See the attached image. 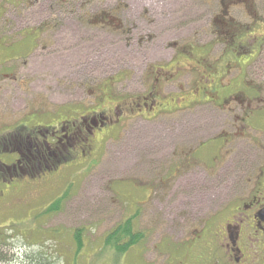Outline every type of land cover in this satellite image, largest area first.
<instances>
[{"label":"rangeland","instance_id":"rangeland-1","mask_svg":"<svg viewBox=\"0 0 264 264\" xmlns=\"http://www.w3.org/2000/svg\"><path fill=\"white\" fill-rule=\"evenodd\" d=\"M176 1L178 7L184 2ZM52 2L0 0V150L4 144L13 149L10 142L27 137L36 128L56 125L66 117V108L84 100L91 90L98 94L103 87L117 95L143 93L142 75L152 65L165 62L163 46L129 48L123 39L98 49L95 58L89 43L92 27L86 23L87 29L80 31L70 19L60 22L64 28L58 35L54 31L46 34L43 41H49L51 47H39L32 60L28 59L32 65L26 66V57L16 60L26 51L21 48L26 47L25 40L22 42L26 32L21 30L31 23L40 25ZM192 14V28L184 34L198 45L214 40L217 25L199 0H193ZM28 17L32 21L27 22ZM84 33L87 44L80 43ZM222 49L217 46L214 54ZM112 76L113 84L108 80ZM261 80L264 86V77ZM185 96L186 103L198 98L193 92ZM210 109L198 107L190 117L178 112L159 124L132 120L123 129L112 131V138L100 141L90 161L68 162L41 176L14 179L18 181L14 185L5 182L11 172L1 165L0 264H173L174 252H183L175 244L193 237L202 227L201 220L222 206L229 193L213 189L204 164L195 165L191 177L177 172V186L162 182L150 192L141 185L153 183L154 174L167 172L178 151L195 154L199 144L218 133L228 134L222 114ZM247 134L264 145L263 132L250 130ZM237 143L239 140L236 147L222 150L223 156L228 153L240 159L251 153L247 144L237 147ZM0 152V163L10 164L12 157ZM202 171L206 172L196 175ZM130 218L133 233L142 238L120 251L107 238ZM126 239L118 244L128 242L129 237Z\"/></svg>","mask_w":264,"mask_h":264},{"label":"flooded vegetation","instance_id":"flooded-vegetation-1","mask_svg":"<svg viewBox=\"0 0 264 264\" xmlns=\"http://www.w3.org/2000/svg\"><path fill=\"white\" fill-rule=\"evenodd\" d=\"M199 1L218 28L213 34L216 40L201 45L184 34L194 22L193 0H184L181 7L176 0H53L55 5L52 2L40 25L31 23L21 30L26 32L22 38L26 47L21 48L27 52L16 60L26 57V66L32 65L28 59L39 47H51L43 41L46 34L58 35L64 28L60 22L70 19L80 31L87 29L86 23L92 27L89 43L95 58L98 49L123 39L129 48L163 46L165 62L152 65L142 75L143 93L117 95L103 87L98 94L91 90L84 100L67 107L66 117L56 125L17 138L10 142L13 149L4 144L0 151L12 160L1 162L0 168L3 165L4 171L11 172L5 182L14 185L18 182L14 179L41 176L68 162L90 161L100 141L112 138V131L132 120L159 124L178 112L190 117L193 109L211 108L222 114L228 134L218 133L195 148L207 153L178 151L167 172L154 174L153 183L141 186L153 192L162 182H175L177 172L191 177L195 165H206L207 172L196 175L206 172L215 191L229 194L222 206L201 220L202 227L193 237L175 244L183 252H174L173 264H264V145L247 134L250 130L264 133V0ZM30 17L27 22L32 21ZM85 36L80 43L87 44ZM217 46L223 48L220 54H214ZM123 77L128 76L124 73ZM108 80L113 84L115 76ZM189 92L198 98L186 103ZM237 140V147L247 144L251 153L238 159L226 152L224 157L222 150L236 147Z\"/></svg>","mask_w":264,"mask_h":264},{"label":"trees","instance_id":"trees-1","mask_svg":"<svg viewBox=\"0 0 264 264\" xmlns=\"http://www.w3.org/2000/svg\"><path fill=\"white\" fill-rule=\"evenodd\" d=\"M131 224H132V219L130 218L125 222V224L118 226L117 229L114 231V233L108 236L107 238L108 243L117 245L120 251L127 250L132 245L137 243L142 238V234L141 235L139 233L134 234L132 231ZM75 236H79L77 242L78 244H81V238L78 231L76 232ZM128 237H129L128 242L125 241L124 244L121 245L118 244V241H121L122 238L126 239Z\"/></svg>","mask_w":264,"mask_h":264}]
</instances>
